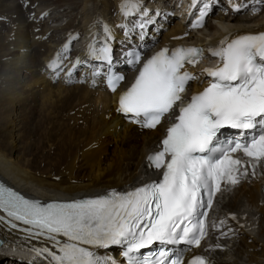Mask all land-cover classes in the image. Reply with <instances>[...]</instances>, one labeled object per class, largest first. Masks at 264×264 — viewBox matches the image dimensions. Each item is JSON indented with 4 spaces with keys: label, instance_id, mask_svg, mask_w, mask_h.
Listing matches in <instances>:
<instances>
[{
    "label": "snow or ice",
    "instance_id": "obj_1",
    "mask_svg": "<svg viewBox=\"0 0 264 264\" xmlns=\"http://www.w3.org/2000/svg\"><path fill=\"white\" fill-rule=\"evenodd\" d=\"M229 3L236 12H257V4L264 6V0H253L251 7ZM136 6L137 0H125V15L134 14ZM209 8L205 0L194 27L204 26ZM110 51L93 47L90 55L111 63ZM209 52L219 63L204 70L211 78L207 87L192 94L185 106L178 105L189 81L199 79L185 65L194 67L204 57V50L195 47L157 53L119 99L118 110L144 128L155 129L173 114L160 151L148 158L152 167L163 170L160 180L125 193L47 205L0 184V209L11 226L17 227L16 221L29 226V237L46 236L59 254L46 247L33 251L49 258V264H118L96 251L115 245L122 247L127 264H184L183 255L168 248L156 256L140 250L155 243L184 245L189 251L201 246L208 235L207 210L222 184L237 183L239 175L248 174V165L253 175L257 165H264V33L225 39ZM120 79L112 80L113 91ZM223 129L238 130L239 138L221 140ZM189 264L212 262L196 255Z\"/></svg>",
    "mask_w": 264,
    "mask_h": 264
},
{
    "label": "bare ground",
    "instance_id": "obj_2",
    "mask_svg": "<svg viewBox=\"0 0 264 264\" xmlns=\"http://www.w3.org/2000/svg\"><path fill=\"white\" fill-rule=\"evenodd\" d=\"M164 1L169 3L162 7L160 17L163 13V17L167 16L175 6L172 0ZM160 2L162 1L137 0L135 13L130 15L136 17L143 11L146 14L147 9ZM203 2L201 0L200 5ZM123 3L125 0H0V179L33 199L51 202L98 198L111 191L125 193L158 178L148 168L147 158L150 153L158 150L157 146L165 135L166 123L157 129L141 130L115 110L117 94L111 95L83 84L71 87L55 85L39 71L50 60L56 48L71 36H89L96 45L108 44L113 50L124 44L130 48L127 37L122 36L121 23L124 18L116 12V8ZM190 3H193L192 0ZM232 3L247 4L249 7L253 5V1L249 0H236ZM200 5L191 11L192 14L201 9ZM256 7L260 9L257 12L242 8L239 13L231 5L228 12L221 11L218 16L209 18L210 22L215 20L214 24L207 21L201 29L185 24V17L190 14V9L185 10L181 13L182 21L177 17L166 32L157 34L158 40L161 39L160 46L168 50L178 47L196 48L204 45L208 38L220 44L225 39L240 35L264 33V6L257 4ZM131 11L132 9L129 12ZM32 15L46 20L40 34L50 35L49 42L41 43L34 39L35 34L31 35L33 23L28 20ZM148 17V20L153 18L151 14ZM106 28L110 30V34L106 32ZM194 29L197 31L194 32ZM43 48L45 52L42 53ZM208 52L209 50L204 51L203 59L194 67H185L199 79L190 82L184 96L198 93L207 87V81L211 78L204 70L213 68L209 62H214L209 58L211 54ZM87 62L93 64L89 59ZM80 68L89 71L88 65ZM41 98L45 99L42 103L48 106L54 107L57 101L60 102L58 106H63L67 113L79 106L87 116L93 117L100 124L99 132L91 145L75 160H61L59 162L63 164L58 170L55 169L56 166H51L55 170L46 172L33 170L35 164L18 154L22 128L26 121L31 120ZM188 98L190 97L183 98L182 103ZM112 145L114 147L109 152ZM256 172L255 179L249 178L246 183L221 193L217 197L215 213L225 216L237 213L241 222L258 230L246 232L243 228L236 238L222 241L225 251H213L216 240L207 241L205 246L210 250L206 254L214 264H264V165L257 167ZM0 218V234L7 239L17 240L20 236H25L26 244L33 245L36 249L46 247L59 254L46 236L29 237L26 232L28 226L19 222H15L18 226L13 228L11 218L1 210ZM60 239L66 240L63 237ZM96 251L113 257L118 254L113 246ZM194 251L203 254V248ZM40 256L44 264H49V258ZM0 264L35 263L25 258L3 257L0 258Z\"/></svg>",
    "mask_w": 264,
    "mask_h": 264
},
{
    "label": "rangeland",
    "instance_id": "obj_3",
    "mask_svg": "<svg viewBox=\"0 0 264 264\" xmlns=\"http://www.w3.org/2000/svg\"><path fill=\"white\" fill-rule=\"evenodd\" d=\"M211 1L213 2L214 0ZM168 3L169 2L164 1L165 5ZM57 4L59 3H56V5ZM124 4L125 3L116 8L117 13L124 10L122 7ZM214 21H209V23L214 24ZM117 26L119 27L120 23H118ZM41 52H45V48L41 49ZM71 86L74 85H69L67 87ZM44 101V98L43 100L42 98L40 99L36 106L37 111L35 109L31 120H29L30 122H25L21 131L22 141L18 151L21 157L29 159L35 164L32 169L38 172L58 170L63 164L61 160H63V162L65 160V162L75 160L84 149L91 145L100 129V124L93 117L87 116L79 106L70 109L71 111L67 113L63 106H58L60 102L57 101L56 106L53 107L51 105H44ZM40 102L43 103L41 104ZM47 113L49 114L47 115ZM28 115L31 116V114ZM112 147H114V145L110 147L109 152L112 150ZM51 166H56V168L53 169L54 167L52 168ZM2 251L0 258H25L12 246L9 247V245H6Z\"/></svg>",
    "mask_w": 264,
    "mask_h": 264
}]
</instances>
